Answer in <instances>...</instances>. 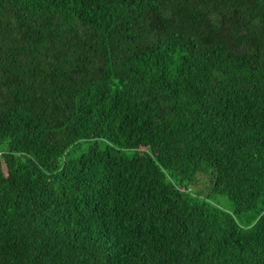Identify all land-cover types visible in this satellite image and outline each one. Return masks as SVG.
<instances>
[{
	"label": "trees",
	"instance_id": "1",
	"mask_svg": "<svg viewBox=\"0 0 264 264\" xmlns=\"http://www.w3.org/2000/svg\"><path fill=\"white\" fill-rule=\"evenodd\" d=\"M0 264H264V0H0Z\"/></svg>",
	"mask_w": 264,
	"mask_h": 264
},
{
	"label": "rangeland",
	"instance_id": "2",
	"mask_svg": "<svg viewBox=\"0 0 264 264\" xmlns=\"http://www.w3.org/2000/svg\"><path fill=\"white\" fill-rule=\"evenodd\" d=\"M138 149H142L140 147H138ZM191 191L198 193L201 196H205L207 194V187L203 182H199L196 183L195 185H193L191 187ZM212 200L218 204L219 206H221L222 208L226 209V210H230L231 209V203L229 200H227L225 198V196L223 195H214L212 197Z\"/></svg>",
	"mask_w": 264,
	"mask_h": 264
}]
</instances>
